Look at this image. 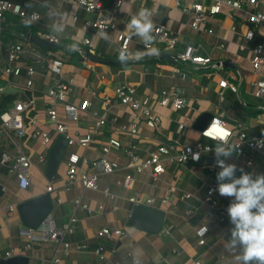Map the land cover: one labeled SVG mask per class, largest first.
Returning a JSON list of instances; mask_svg holds the SVG:
<instances>
[{"label": "crops", "instance_id": "crops-1", "mask_svg": "<svg viewBox=\"0 0 264 264\" xmlns=\"http://www.w3.org/2000/svg\"><path fill=\"white\" fill-rule=\"evenodd\" d=\"M10 1L21 4L24 9L28 2ZM100 1L103 4L101 11L87 12L78 6L75 0H50L54 7L66 8L74 14L73 24L67 29L61 42L52 47L28 39L30 34L39 37V33H47L43 19L39 23H33L31 27H26L24 18L11 12L6 14V21L0 26V84L7 86V91L12 94L9 100L15 102L25 99L21 90L28 78L26 72H23L21 77H8L4 72L8 63L9 47L21 43L26 54L20 64L36 67L33 79L42 121L39 128H45L44 111L49 106L46 95L55 81V77L46 67L45 62L49 58L62 57L65 61V78L74 79L70 101L75 104L84 100L91 102V107L81 114L78 122L64 118L72 134L80 131L83 136H93V142L88 148L70 146L68 154L78 153L91 162L99 160L104 156L103 147L111 138L120 140L125 148L135 146L142 159L156 152L161 145L177 147L179 152L182 147L203 142L213 150L206 152L197 164L172 163L164 158L166 172L160 179L154 180L148 172H135L123 150L112 149L107 157L118 162L121 168L114 174L100 175V190H86L82 184L77 183L67 191L65 163L61 164L50 181L46 175L50 149L38 139H29L25 151L31 154L34 166L32 183L28 189H21L17 175L9 173L0 165V206L4 210V216L0 219V253L12 248L18 249L28 242L23 233L27 228L21 219L18 205L49 193L47 188L53 186L54 190L50 194L54 207L49 216L50 220L62 227L76 216L77 228L74 233L64 235L62 242L37 240L31 249L22 254L29 258V264H43L45 260L53 257L72 264H132L128 247L133 241L144 249L143 260L146 264L160 261L161 254L166 258L172 257L175 264H195L197 260L202 264H217L221 260L224 264H234L232 253L225 250V242L230 239V229L233 225L229 218L221 222L219 209L212 210L205 202L210 184H218L216 177L220 169L212 167L216 160V142L202 137L200 131L195 128V123L204 113H209L213 118L222 117L226 124L235 130V138L239 125H243L249 135L264 136V102L256 96L255 87L258 80L264 79V65L258 73L254 72V42L243 38L250 27L248 11L264 13V0H259L256 8L245 5L242 10H233L224 6L221 13L210 16L200 30L191 27L190 16L177 5L178 0H124L122 15L113 20L115 28L107 30L113 37L111 45L99 40L81 44L79 52L68 51L66 45L72 39L84 36V28H87L86 36L89 39L97 32L98 29L87 26V22L111 19L115 0ZM179 1L184 3L193 0ZM211 3V0L207 1V4ZM141 7L152 9L156 26H166L179 38V43L175 50H170L155 35L153 47L159 49V55L145 56L125 67L118 60L117 38L120 33L127 35L123 31L125 24ZM40 15L44 16V10L40 11ZM209 28H213L214 32L209 33ZM258 41L264 42V26L259 27L257 31L256 42ZM189 46L196 49V55L211 57L212 62L205 67L179 62L177 52L184 51ZM143 49L141 40L132 36L129 51ZM87 51L103 61L117 64L94 62L87 58ZM224 80L230 84L226 89L220 86V82ZM121 85L131 86L140 97L150 98L151 105L162 113L159 130L150 128L142 120L139 122L141 133L138 136L133 137L123 129L124 126L130 127L137 121V113L131 107L122 105L116 98L115 91ZM174 85L183 90L187 105L181 110L172 105L160 108L158 102L162 90ZM222 91L223 100L220 97ZM107 99L110 100L108 105ZM100 118H104L106 122L97 127ZM3 150L14 152L13 146L0 130V159ZM42 156L47 157V162H40ZM225 159L227 163L237 166V178L241 175L240 169L251 174L253 178L264 174V155L248 146H244V154L240 155L236 150L231 157ZM85 170L98 172L91 164L85 166ZM126 175L133 178L131 189L119 184ZM107 188L115 197L104 194L103 191ZM171 188H176L174 195L168 203L162 204L161 200L170 194ZM136 194H141L144 199L154 198L156 203L153 207L165 211L166 220L160 233L152 234L128 225L134 207L129 198ZM184 194H190V197L184 198ZM77 198H81L95 210L94 214L76 209L74 201ZM216 198L221 207L229 205L233 199L219 193ZM12 205L15 210L7 214ZM101 206L103 210H100ZM103 227H129L128 236L116 241L117 251H112L114 244L97 237ZM203 227H207L208 231L204 237L205 243L201 244L197 231ZM163 230H169V233ZM66 243L70 244L69 248L65 246ZM99 243L105 246V260H101L95 253ZM82 245H86V248H79Z\"/></svg>", "mask_w": 264, "mask_h": 264}, {"label": "built area", "instance_id": "built-area-1", "mask_svg": "<svg viewBox=\"0 0 264 264\" xmlns=\"http://www.w3.org/2000/svg\"><path fill=\"white\" fill-rule=\"evenodd\" d=\"M208 0H193L192 2H180L177 1V5L181 7L182 11L190 16L191 27L195 30H200L201 27L208 21L210 16L221 13L224 6H229L233 10H242L245 5L250 6V8H256L258 6L259 0H211V4H207ZM76 4L80 6L79 0H75ZM124 0H121L120 7L119 0H115L114 9L112 10L111 19H108L106 25L107 30L114 29V21L122 15V7ZM85 9L87 12L101 11L103 4L100 0H97V3L94 6L93 10H89L85 6H80ZM13 13L21 18H24L25 13L27 12L21 4L13 3L10 0H0V26L6 21V14ZM103 22V19L98 20L97 22H87V26H92L98 29ZM248 22L250 27L247 32L243 35V38L246 41L254 42L253 46V70L255 73H258L260 68L264 65V42H256L257 31L259 27L264 26V13L262 12H252L248 11ZM158 31L155 33L159 41L164 42L166 47L170 50H175L179 38L173 34L166 26L158 25ZM209 33H213L214 29L209 28ZM47 33H39V38L50 41L46 39ZM53 43V42H52ZM131 39L128 38L124 33H120L117 38V49L120 47L126 46L129 50ZM57 44V43H55ZM8 55V63L4 68L6 76H16L21 77L23 72H26L28 78L24 86H22L21 93L25 96V99L16 100L11 102L6 100L8 95H12L7 91V86L0 84V130L9 140L11 145L14 148V152L3 150L0 159V165L5 168L9 173L16 174L19 187L23 190L28 189L32 183L34 162L32 160L31 154L25 151L26 143L29 139H38L42 141L48 149L53 145L55 139L63 135L68 140V149L70 146L79 145L82 148H88L93 142V136L87 135L83 136L80 131L72 134L70 128L65 119H69L74 122H78L81 118V114L87 112L91 107V102L89 100H84L80 104H75L70 101V95L74 89V79L65 78V61L62 57L54 56L49 58L45 63L47 69L55 77V81L51 88L48 90L46 98L48 99L49 106L44 111V129L39 128L41 121V113L37 104V95L34 91V79L33 76L36 74V67L34 65H21L20 62L24 58L26 52L23 44H15L10 46ZM196 49L192 46L187 47L184 51L177 52V60L183 63H190L196 66L205 67L212 62L211 57H200L195 54ZM86 59V56L84 55ZM220 86L223 89H226L230 86L227 80L221 81ZM256 87V96L264 102V79H260L255 83ZM221 100L224 99V91L221 93ZM116 98L124 106L131 107L137 113V121L133 123L130 127L124 126L123 129L135 137L140 135L141 129L139 122L142 120L152 129L159 130L162 123V113L158 109L154 108L151 105V100L149 97H140L136 89L128 86L121 85L115 91ZM160 99L158 106L160 108L167 107L172 105L175 109L181 110L187 105V99L185 98L183 90L174 85L167 89L162 90L160 94ZM110 104V100L107 99L106 105ZM222 121L223 125L216 124L215 121ZM106 120L100 118L97 122V127L103 126ZM219 125L222 127L228 135L231 136L233 141L236 144H239L236 149L238 154H244V146H248L253 151L260 152L264 155V147L257 146V141L264 140V136H254L249 135L245 131L243 125L238 126L237 137L235 138V130L230 128L222 117H214L211 123L206 129L200 131L201 136L213 141L211 137H219V135L213 132V129ZM68 149L66 156L63 160L67 167V177L68 182L65 186L67 191L71 190L74 184L80 183L86 190H100V175L101 174H114L120 168V164L116 161H112L107 157V154L111 152L112 149L123 150L127 157L130 160L131 167L137 173L148 172L154 178L158 180L166 172V166L164 164L165 159L167 158L172 163L178 164H197L202 160L203 155L206 152L205 149L213 148L210 145L204 144L203 142H197L194 145H188L178 148L170 145H161L158 147L157 151L149 155L147 158L142 159L140 155L136 152V147L131 146L125 148L123 143L115 138H111L106 146L103 147L104 156L99 160L91 162L86 157H81L78 153L68 154ZM199 153V160L193 159V154ZM68 154V155H67ZM216 161V160H215ZM41 163L47 162V157L42 156L40 158ZM227 163V162H226ZM93 165L98 169V172L87 171L85 166ZM212 167L218 168L216 162L213 163ZM126 189H131L133 184V178L131 175H126L123 181L119 182ZM218 184L212 182L207 189L205 202L210 206L212 210L219 209V219L221 222L226 221L229 216L227 213V208L221 207L219 201L216 198L218 193L217 191ZM54 190L53 186L47 188V192H52ZM176 188L170 189V194L161 200L162 204L169 202ZM104 194L115 197L114 194L110 192L107 188L104 191ZM184 198L190 197V194H184ZM129 201L135 206L144 205L153 207L156 203L154 198L144 199L141 194H136L129 198ZM76 209H80L88 212L89 214H94L93 210L87 203L83 202L81 198H77L75 201ZM15 210L12 205L9 208L7 214H11ZM100 210H103V206L100 207ZM4 216V210L0 206V219ZM78 224V218L73 216L70 221L64 224L62 227H58L55 221L50 220L48 217L47 220L37 229H26L24 230V235L28 238V242L18 248L10 249L4 253H0V260L8 259L17 255H22L28 249L33 247V244L37 240H52L62 242V238L66 234H72L75 232ZM129 227L123 228H110L103 227L97 234L99 240H103L107 243L114 244L112 251H117L115 243L117 240H122L128 236ZM205 228V227H203ZM197 231V235L200 238V243H205V235L207 231L201 235V230ZM165 233H169V230H163ZM67 248L70 247V244L66 243ZM79 248H86V245L79 246ZM129 248V247H128ZM130 250V248H129ZM95 253L99 256L101 260H105V246L102 243H99L96 247ZM43 264H72L63 262L58 257H53L50 260H45ZM195 264H202L201 261H195ZM217 264H224V261L221 260Z\"/></svg>", "mask_w": 264, "mask_h": 264}, {"label": "clouds", "instance_id": "clouds-1", "mask_svg": "<svg viewBox=\"0 0 264 264\" xmlns=\"http://www.w3.org/2000/svg\"><path fill=\"white\" fill-rule=\"evenodd\" d=\"M119 0V7H120ZM97 0H79L80 6L87 7L90 11L94 9ZM28 11L24 15L23 23L26 27H31L33 23H39L41 19L45 21L47 29L46 39L59 44L65 36L67 29L74 22V14L68 9L60 6H53L50 0H28L25 4ZM44 10L41 17L40 11ZM108 20L103 18L101 26L97 32L89 39L86 36L87 28L82 31L84 36L72 39L66 45L70 52L81 51V44H90L93 41L103 40L107 44L113 43V37L107 31ZM129 39L132 36L138 37L144 45L143 50L129 51L126 46L117 49L118 60L123 66L130 62H137L145 56L159 55V49L153 47L155 43V33L158 31L152 9L141 7L138 12L131 15L123 30ZM216 124L223 125L222 121H215ZM216 142L215 158L216 165L220 169L217 173V191L221 196L233 198L227 208V213L233 227L230 229V239L225 242L226 252L233 255L234 264H264V174L256 175L245 173L240 169L241 175L237 178L235 173L237 166L226 163L225 158H229L236 151L239 144H236L230 135L211 137ZM257 146L264 147V140L257 141ZM211 149H205L210 151ZM199 153L193 154L194 160H199ZM207 231V227L201 230V235ZM132 264H146L143 260L144 249L137 246L133 241L129 246ZM154 264H175L172 257H164Z\"/></svg>", "mask_w": 264, "mask_h": 264}, {"label": "water", "instance_id": "water-1", "mask_svg": "<svg viewBox=\"0 0 264 264\" xmlns=\"http://www.w3.org/2000/svg\"><path fill=\"white\" fill-rule=\"evenodd\" d=\"M28 39L44 46H57V44L45 41L34 34H30ZM87 58L94 62L117 64V62H106L98 57L86 52ZM213 116L209 113H204L195 123V128L199 131H203L211 123ZM68 149V140L65 136H58L53 145L50 148L47 162L46 175L50 181L53 180L59 167L63 163ZM53 200L50 193H45L41 196L26 200L18 205V211L20 213L23 224L28 229L39 228L50 216L53 210ZM166 220V213L164 210L137 205L133 207L130 214L128 225L132 228H136L148 233L157 234L160 233L164 227ZM0 264H29V258L24 255H17L8 259L0 260Z\"/></svg>", "mask_w": 264, "mask_h": 264}, {"label": "snow or ice", "instance_id": "snow-or-ice-1", "mask_svg": "<svg viewBox=\"0 0 264 264\" xmlns=\"http://www.w3.org/2000/svg\"><path fill=\"white\" fill-rule=\"evenodd\" d=\"M213 132L221 137L223 136H227L228 133L222 128L220 127L219 125H217L214 129H213Z\"/></svg>", "mask_w": 264, "mask_h": 264}, {"label": "trees", "instance_id": "trees-1", "mask_svg": "<svg viewBox=\"0 0 264 264\" xmlns=\"http://www.w3.org/2000/svg\"><path fill=\"white\" fill-rule=\"evenodd\" d=\"M9 97H11V95H8L7 98L5 99V101H6V100H9V99H10Z\"/></svg>", "mask_w": 264, "mask_h": 264}]
</instances>
